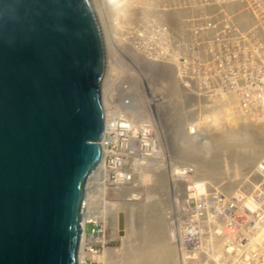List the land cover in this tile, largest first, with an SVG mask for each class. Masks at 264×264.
<instances>
[{
	"label": "water",
	"instance_id": "1",
	"mask_svg": "<svg viewBox=\"0 0 264 264\" xmlns=\"http://www.w3.org/2000/svg\"><path fill=\"white\" fill-rule=\"evenodd\" d=\"M104 66L91 0H0V264H79Z\"/></svg>",
	"mask_w": 264,
	"mask_h": 264
},
{
	"label": "built area",
	"instance_id": "2",
	"mask_svg": "<svg viewBox=\"0 0 264 264\" xmlns=\"http://www.w3.org/2000/svg\"><path fill=\"white\" fill-rule=\"evenodd\" d=\"M219 1L221 2H214L211 5L213 8H217V11L214 13L210 11L214 14L212 19H209L210 24H212L211 32H215L212 33L210 39L213 40L214 38V41H217L218 38L223 39L230 34L239 35L247 42V55L252 56L258 53L257 49L254 50L257 47V42L259 48L262 46L260 54L264 59V0ZM200 7L203 6H198L196 19L203 16ZM222 8L226 10V13L222 11ZM238 8L242 9L240 13L236 10ZM241 19H249L254 23L252 25L246 21L242 22ZM190 21L192 19L188 18L183 23L180 36L177 35L178 32L169 29L171 23L168 21L165 23L170 32V37H163L158 32L152 34L155 42L160 43L164 39V43L168 46L167 54L171 53L174 48L172 38H188L187 41L186 39L183 41L182 46L185 51L180 56L174 55L173 58L163 59L155 67L161 65L168 73H174L175 82L186 95L184 105L188 106V109L182 117L185 123L182 122L180 138L188 136L190 142V139H196L200 142H196V144H202V147L208 150L211 138L202 139L205 138L207 132L202 130V134L199 130L196 132L195 127L192 130L187 127L188 123L196 116L200 118L202 124L204 97L199 95L197 90L202 92L205 83H189L190 78L185 73L201 67L209 47L208 43L203 41L204 39H199L198 34L194 36L188 33L187 28ZM239 23H246L245 26L243 24L246 39L235 28ZM224 26L228 31H219V28ZM208 37L209 34L205 39ZM147 42L149 43V41ZM219 45L222 46L221 41L220 43L215 42V48ZM151 46V48L156 47L153 44ZM218 54L220 58L223 56L220 50H218ZM145 60L151 64L150 58ZM224 67L222 65L220 68ZM145 86V83H122L120 95L112 96L111 105L107 109L104 146L110 149L107 156L110 183L117 186L127 185L128 182L135 183L149 169L168 174V166L170 169L174 166L167 154L170 151L169 147L156 138L159 137V133L157 134L154 110L165 105V97H160L158 91L147 92ZM260 96L264 95H254L252 98L240 97L246 102L238 110L244 115L251 116L260 112L259 114L264 118V103L258 101ZM187 120L190 121L187 122ZM160 148L164 150L162 158L160 157L162 154ZM206 150L203 151L207 152ZM180 161V159L176 161L178 174L175 175L176 171L175 174L171 173L170 177V182L174 181L173 188H171L172 186L170 188L172 192L175 191L179 201L177 208L168 210L169 216L177 219L178 222L177 225L170 226L173 233L170 235L175 236L177 245L176 258L178 264H256L258 261L264 262V155L256 161L251 173L248 171L242 179H239V183L236 184L237 187L235 186L226 192L213 188L211 197L206 195L203 197L192 196L194 194L191 192L196 190L197 186L202 184L203 187L204 184H208V181L201 179L200 171L197 170L194 162L188 166L187 163H183L186 164L183 166ZM197 182L201 184H197ZM192 183L195 185L192 186ZM173 196L175 197L174 193ZM184 197H188L189 202H186ZM203 200L213 203L205 208ZM193 203H195L194 207L192 206ZM216 203H220V207ZM249 204L253 207H250ZM213 205L216 207L213 209L214 212L210 213L209 207ZM200 219L209 223L211 220L215 221L217 227H214L212 234L197 232L194 223ZM225 220H227L226 224L221 223ZM208 222L206 226H208ZM225 233L227 239L224 237ZM88 239L89 241L85 246L88 254L94 257L104 250L106 241L103 227H98L95 224ZM216 241L220 243L218 247ZM94 262L95 260L90 259L86 264H94Z\"/></svg>",
	"mask_w": 264,
	"mask_h": 264
},
{
	"label": "rangeland",
	"instance_id": "3",
	"mask_svg": "<svg viewBox=\"0 0 264 264\" xmlns=\"http://www.w3.org/2000/svg\"><path fill=\"white\" fill-rule=\"evenodd\" d=\"M91 2L93 4V7H94L96 15H97V12H98V9H96L97 6H94L95 5L94 1L91 0ZM95 2H96V0H95ZM139 2H143V0H139ZM214 2L220 3L221 1H219V0H148L146 4L148 5V9L150 11V16H151V18L154 17V19H156V21L150 20L151 22L149 21L148 22L149 24L147 23V26H148L147 28H145L144 25H146V24L142 22L143 19L139 16V15L142 16L141 13L137 16L136 15L132 16V20L127 27L125 24H124L125 25V27H124L121 24V18L117 17V16H120V14H117L119 11H116L111 16H108V17L105 16V18H104L105 21L103 20L104 22H101V24L99 22L101 33L103 36L104 46H105V56H107L106 57V67H105V71H104V75H103V79H102L103 87H105V90H106L108 86H109V88H113V86H114L113 84H115V83H127V82L133 83L132 82L133 80L135 83H151V82L160 83V81L163 80L164 83H170L169 85L174 84L175 86H178V84L173 83L174 80L171 79V77L174 79V73L173 74L169 73V75H168L167 74L168 71L166 69H162L161 71L159 69V71H158V68H161V65H158V67H156V68H155V65L158 62H162L163 59L173 58L174 55L176 57L180 56V54L185 51V49L182 46L183 41H185V39L187 41L188 38H172V43H174V48H173V51L171 53L167 54L168 53V51H167L168 46L164 43V41H162L164 44L162 43L161 45H158V41L156 42V44H154V41L151 43H148L147 42L148 40L146 41V40L141 38L142 40H140L141 41L140 45L139 46L137 45L139 49L136 48L135 47L136 45L134 43V41L136 39L133 41V38H135L134 33L137 32V35H140L143 32H147L148 34L151 35V38L154 40V37L152 34L157 33V32L160 34V31H161L160 28H161V26L163 24V20H164V22H166V23H167V21H168V23L169 22L171 23L169 26V29L171 31H179L180 30V33L178 32V34H177L180 36L181 35V29L180 28L182 27L183 23H185V21L188 18L193 19V21L194 20L195 21L194 22L190 21V23L188 24L190 26L192 24L191 27L190 26L188 27V31H189L188 33H191L194 36H195V34H198L199 39L200 40L204 39L203 41L207 42L208 46H209L206 50L207 51V54L205 55L206 58L202 62L201 67L198 68L197 70L196 69L189 70L185 73V75L188 78H190L189 83H205V85H204L205 87H202L203 89H202L201 93L199 92V90H197L198 91L197 93L204 97V101L202 104V114H204L202 124L200 122V118L198 117V119H197L199 131L204 130L207 132L205 138H203V139L206 140L207 138H211L213 140L216 137L217 138L220 137L222 134L225 135L230 130H232V131L234 130L235 132H237L242 125L241 123H243V124L245 123L244 124L245 126L242 125V128L240 130L243 131L247 128L246 129L247 133H245V134L239 133V135H246L247 134L248 136H251L252 140L254 139L256 142V140H258L260 138L264 139V118L262 117V115L259 114L260 112H256V115L251 116V115L242 114L238 109L240 108V106H242L245 103L244 102L245 100L243 98H240V97L250 96V98H252V96H254V95H256V96L264 95V59L260 54L262 46H261V48H259V44L256 42L257 47H255L254 50L257 49L258 53L250 56V55H247L248 47H247L246 40H244L239 35L235 36L233 34H230L229 36H226L223 39L218 38L219 40H217V41H214V38H213V40L210 39V37H212V35H213L212 33H215V32L214 31L211 32L212 31L211 30L212 24L208 25V24H210V22H209V20L207 21V18L210 19V17H213L214 16L213 13L217 11V8H213L211 6ZM133 5L134 4H130L128 6L130 9L133 10L135 8V6H133ZM199 5L203 6V7H200L202 9V12H203L202 13L203 17L200 18V19H202L201 23H199V21H200L199 19H196V17H197L196 13H197V9H198ZM257 7H259V5H257ZM99 8H101V5L99 6ZM148 9H147V11H148ZM222 9L226 13V10L224 8H222ZM187 10H189V11H187ZM236 10L239 11V13L242 11L241 8H239V10L238 9H236ZM210 11H213V13H211ZM100 12L102 14V10ZM220 12H222V11H220ZM180 13H182L184 15V19H183L182 23H176L175 19L180 17ZM129 14H131V15L134 14V10L132 12H130ZM204 15H205V17H204ZM229 17H230V15H229ZM97 18H98V15H97ZM224 19H226V18H224ZM203 20L206 21V24ZM242 22H245V19L244 20L242 19ZM247 22L251 23L252 25L254 23L252 20H249V19H247L246 23ZM102 23H104V24H102ZM193 23H194V25H193ZM241 24H242L241 26H239L237 24L235 28L238 29L242 33V36L245 37V39H246L247 38L246 32L244 31L245 23H241ZM243 24H244V26H243ZM118 26H120L121 28ZM122 26H123V28H122ZM227 26H228V24H227ZM166 27H167V25H166ZM205 27H206V29H205ZM207 27H209L208 28L209 31L207 30ZM214 27H215V24H214ZM102 28H103V30H102ZM118 28H119V31H118ZM167 29H168V27H167ZM109 30L110 31L112 30L111 31L112 33ZM116 30H117V32H116ZM204 30H206V31H204ZM213 30H216V29H213ZM219 31H228V29L225 28V26H224L222 28H219ZM208 34H209V37L205 39V37H207ZM220 41L222 42V46L219 45L218 47L215 48V42L220 43ZM111 42H113V43H111ZM129 42H130V44H129ZM151 44L156 45V47L151 48L152 47ZM134 47H135V50H134ZM106 48L107 49L109 48V49L107 50ZM115 48H117V49H115ZM136 49H138V50H136ZM218 50H220L221 55H223V56H221V58H220V55L218 54ZM146 58H151V59L156 58L157 61L151 62L153 65L151 64L149 67L147 65V63L145 62ZM136 61L138 62L139 66H140L139 69H137V67H138L137 65H136V67H134L132 64ZM221 61H224L225 64H224V62H221ZM222 65H224L225 67L220 68V67H222ZM132 66H133V68H132ZM153 68H155L154 71H153ZM162 71H164V74L162 73ZM137 72L139 73V78L137 77V75H135ZM154 73H156V74H154ZM162 74H163V78H161V80H159V75L161 77ZM131 75L134 76V79ZM128 77H129V79H128ZM136 77H137V79H136ZM131 78H132V80H130ZM139 79H140V81H139ZM141 79H143V81H145V82H142ZM154 86L158 87L156 90L159 92L160 97H162L163 96L162 93L164 91L163 90L164 86H161L158 84L154 85ZM179 89H180V87H179ZM181 90L182 89H180V91ZM181 93H183V91ZM186 94L188 95L187 92H186ZM184 95H185V93H183V96ZM234 95H235V97H234ZM185 96L183 97L182 103H181V105H183V107H182L183 114L184 113L186 114V111L188 109V106L184 105L185 100H186ZM223 97H226L227 99L223 98ZM165 98H166L165 100L168 101V98L167 97H165ZM259 98L260 99H258V101H260V102L262 101V103H264V96H263V98H262V96H260ZM225 99H226V101H225ZM236 101H240V102L236 103ZM219 104L221 105V107L220 106L218 107ZM236 105H238V106H236ZM232 109H234V110H232ZM183 116H181V117H183ZM156 122L158 123V128H157L158 129L157 134H158L159 129L164 128V125H161L162 126V128H161V126H160V124H162L161 120H156ZM182 122L184 123L185 120L183 118L182 119L179 118V123H182ZM193 124H194V122H193ZM196 129H197V127H196ZM162 130H160L161 136L164 135ZM156 138H158L159 142H164V140H165L164 136H163V138L162 137L160 138L163 141H160L158 136ZM211 139H210V144L212 143ZM262 141H264V140H262ZM181 143L184 144L183 145L184 147L190 148V142L185 137L184 138L181 137ZM191 144H194V143L191 142ZM198 148H200V150L196 149L195 151H193L197 155L207 154L208 150L210 149L209 148L208 150H206V148L202 147V145H200V146L198 145ZM203 150H206L207 152H205ZM163 153L160 154L161 158L164 155ZM171 153L173 154L174 158L180 159L181 156L179 153L174 152V151ZM256 153L257 152H254L253 154L255 155ZM176 154H178V155H176ZM175 155L180 156V157H176ZM260 156H258L253 161H257L260 158ZM181 161L186 162L187 160L186 161L181 160ZM253 161H251L249 163H252ZM249 163L247 165H244V163H243V165H242L240 162H235V164L233 166L235 168L231 167L230 169L221 173L219 176L215 175V178L211 179V180L205 179L204 178L205 176L201 177V179L209 181V182H207L208 184H204V187L206 186V188L204 189V194L206 196L211 197L212 192L210 191V189H212V188H217L220 191L223 190L224 192H226L222 187V186H224L223 183L231 182L233 180H235V181H237V183H239V179H242L248 173L249 169L252 167V165L250 166ZM158 171H153L152 169L146 170V173L141 176V178H142V179L140 178L141 180L139 179V181L135 182V184L133 183V185H132V182H130L129 186L132 187V189L129 188V189H125V191L123 190V192L125 194H122L120 191H116V190H113L111 188H108L106 190L104 199H105V201H107L109 203H123V202L125 203L126 201H129V202L137 201V202L142 203V205H138V206H141V207L144 206L143 208L146 209L148 204H149L147 202V198L149 197V198L153 199V201H154V208L151 209L152 214L150 212V215H148V217H146L147 220L143 217L142 214L140 215L137 211H134V213L128 214V218H129V223H128V222H126V220L128 219L127 214L124 213L125 214V226L127 225L126 226L127 228L125 227L126 230L123 229L122 232H120L119 227L117 228L115 225V221H114L115 215H114V213H112V209L111 208H110L111 210L106 209L108 211L106 213L107 220H108V224H107L108 228H107V232H106V237L109 240L110 249L111 248L115 249V250L117 249V252H119V253L124 252L125 253V252H127V250H131V249L135 248L136 246L138 247V245L140 244V242L143 239H148V240L150 239L151 240L150 236L151 237L155 236L158 242H162L164 240V237H163L164 236V226H166L165 214H166V209H167V206H168V203L170 200L168 179L170 181L169 175L171 173L175 174V172L177 171L175 174V175H177L178 170H176V168H173L172 170L168 169V174L170 173L168 175V177H167V175H165L163 173H161L159 175ZM244 172H245V174H243ZM240 173L242 174L241 177H240V175H241ZM159 176L163 179L164 185L159 183L161 185V189L156 187L157 192H155V194H148L149 189H151V187L154 186L153 184L157 183V178H159ZM235 184L232 183L230 185L235 186ZM97 188L92 189V194H93L92 200L93 201H92V207L91 208L94 211H99L103 208V205L101 203L102 197L100 196V193L98 191L99 188L98 189ZM232 188H233V186H232ZM87 192H88V196H89L91 193V190H89ZM114 193H116V194H114ZM131 194H137L136 198L134 199L135 201H131ZM162 199L165 201L166 204L164 203V201L162 203ZM203 203H204V207L206 208V207L210 206L211 203H213V202L211 201V203H209L208 200H203ZM161 204H163L164 206H161ZM124 206H125L126 212H127V210H131V208L132 209L135 208L134 206H130L128 204H126ZM192 206L194 207L195 203H193ZM136 209H138V208L136 207ZM156 211H158V215H159L158 221L160 223L161 228L163 227V229H162L163 233H161L160 228L157 230L158 225L154 224V221L152 223V220L154 217L150 218L151 215L156 216ZM154 213H155V215H154ZM95 216L97 218L101 217L100 219L105 220L104 216H99V214H96ZM226 221L227 220L221 221V223L226 224ZM148 223L151 226H149ZM89 229H90V226L88 225L87 231ZM127 230H130V232L132 233L130 241L127 240V235H125L127 233L126 232ZM124 232H126V233H124ZM171 251H174V252H171V256H172L171 259L175 260L174 258H176V257H174V256L177 255L176 251L174 250V248ZM108 261L110 264H117L116 262H110L111 260L109 258H108Z\"/></svg>",
	"mask_w": 264,
	"mask_h": 264
},
{
	"label": "bare ground",
	"instance_id": "4",
	"mask_svg": "<svg viewBox=\"0 0 264 264\" xmlns=\"http://www.w3.org/2000/svg\"><path fill=\"white\" fill-rule=\"evenodd\" d=\"M92 1H94V4H95L94 6H97L96 9H98V12H97L98 22H100V24H101V22H104L105 21L104 20L105 16H107V17L108 16H111L116 11H119L117 14H120V16H117V17H120L121 18V24L124 27H125V25H126V27L129 25V23L132 20V16H134V15L137 16L140 13L142 14V16L139 15L143 19L142 22L146 24V25H144L145 28L148 27L147 26V23L150 20L151 21H156V19H154V17L151 18V16H150V11L148 9V5L146 4L148 0H143V2H139V0H96V2H95V0H92ZM130 4H134L133 6H135V8L133 9L134 10V14H132V15L129 14L130 12L133 11L128 6ZM100 5H101V8H99ZM147 9H148V11H147ZM101 10H102V14L100 12ZM238 10H239V8H238ZM222 11H224V10H222ZM204 17H205V15H204ZM211 18L212 17H210V19ZM183 19H184V15L182 13H180V17L176 18L175 21H176V23H182ZM199 20H200L199 23H201L202 19H199ZM208 20L209 19L207 18V21ZM192 21H193V19H192ZM241 21H242V19H241ZM245 21H247V19ZM204 22L206 24V21H204ZM102 24H104V23H102ZM193 25H194V23H193ZM208 25H211V24H208ZM238 25L241 26L242 24L239 23ZM123 26H122V28H123ZM191 26H192V24H191ZM118 27H120V26H118ZM209 27H207V30H208ZM205 29H206V27H205ZM102 30H103V28H102ZM160 30L162 31V32L160 31V35L161 36H163V37H165V36L168 37L169 36L170 37V32L167 29L164 20H163V24H162ZM118 31H119V28H118ZM187 31H188V28H187ZM116 32H117V30H116ZM173 32H179L180 33V30L179 31H173ZM134 34H135L134 35L135 38H133V41L136 39L134 41V43L136 45L135 46L136 48H138V46L140 45V42H141L140 40H142V39H144L146 41L148 40L149 43H151V42L154 41V44H156L155 40H153L151 38V35L148 34L147 32H143L140 35H137V32L134 33ZM163 41H164V39H163ZM111 43H113V42H111ZM162 43L163 42H160V43L158 42V45H161ZM129 44H130V42H129ZM135 47H134V50H135ZM115 49H117V48H115ZM138 49H136V50H138ZM150 60H151L150 62H156L157 61L156 58H152V59L150 58ZM136 62H134L132 64H133L134 67H136V65H137L138 66L137 69H139L140 66H139L138 62L137 63ZM133 66H132V68H133ZM153 71H154V68H153ZM137 73L135 75H137V77L139 78V73L138 74ZM162 73L164 74V71H162ZM154 74H156V73H154ZM163 74H162V78H163ZM132 77L134 79V76H132ZM137 77H136V79H137ZM128 79H129V77H128ZM130 80H132V78ZM141 80H142V82H145V81H143V79H141ZM139 81H140V79H139ZM162 81H160V83H158V85L164 86V89H163L164 91H163L162 94H163V97H167L168 98V101H167L168 103L166 104V107H165L164 111L160 115V118L159 119H156V120H161L162 124H160V126L161 125H164V128H162V126H161V128L163 130L162 129H160V130L163 131V133H164L163 136L165 137L166 144L170 147L171 152L174 151V152L179 153L181 157L180 156H176L178 154H176L175 156L176 157H180V160H184V161L187 160L186 162L181 161L182 164L183 163H187V166H188L189 164L191 165L194 162L195 165H196V167H197V170L200 171V176L201 177H204L205 176L204 177L205 179L211 180V179H214L215 178V175L216 176H219L224 171H226V170L230 169L231 167H233L234 164H235V162H240L242 165H243V163H244V165H247L249 162L255 160L262 153H263L262 155H264V141H262V140H264L263 138H260V139L256 140V142H255V140L254 139L252 140L251 136H248L247 134L246 135H239V133H244V134L247 133L246 132L247 131L246 130L247 128L245 130H243V131L240 130L242 128V125L245 126L244 125L245 123L244 124L241 123L242 125H241L240 129L237 132H235L234 130L233 131L230 130L225 135L222 134L220 137H218V138L216 137L215 139H213L212 140V143L209 146L210 149L208 150L207 154H204V155H197V154H195L193 151H195L196 149H199L200 150V148H198V145L200 146L202 144H198L200 142L199 141H196V139H190L191 142L194 143V144H191V142L189 141L188 136H186L187 138L186 137L185 138L190 142V148L189 147H184L183 146L184 144L181 143V138H180V132H182V123H179V118L182 119L181 116L185 115V113L183 114V111H182L183 105H181L182 99H183V97L185 95L183 96V93H181L182 90L180 91V89H179L178 86H175L174 84L173 85H169L170 83H164V81L163 82ZM132 82L135 83L134 80ZM151 83H153V82H151ZM152 89L154 90L153 87H152ZM154 96L155 95L153 94V97ZM234 97H235V95H234ZM248 97L250 98V96H248ZM104 98H105V95H104ZM223 98H226V97H223ZM262 98H263V96H262ZM226 99H225V101H226ZM237 102H240V101H236V103ZM244 102H246V101H244ZM261 103H262V101H261ZM104 104L105 105L107 104V101L106 100H104ZM219 106L221 107L220 104L218 105V107ZM236 106H238V105H236ZM232 110H234V109H232ZM195 119H193L191 121L190 120H187V122L190 121L188 123V126L187 127L190 128L191 130L194 129V127H195V130L197 132L199 130L198 129V122H197L198 116H196ZM193 122H194V126H192L193 125ZM195 123H196V126H195ZM196 127H197V129H196ZM200 132L202 133V131H200ZM163 136H161V137L163 138ZM196 142H198V143L196 144ZM162 146H163V144H162ZM109 151H110L109 148H106L105 149V153L103 154V159H102L101 165L98 167V169L92 175L93 176L92 179L93 178H96V180L98 182H103L104 181V178H105V175L104 174L105 173L108 174V172L106 170L105 156L109 153ZM163 151L164 150L161 149V152L162 153H163ZM254 152H257V153L254 155L253 154ZM255 163H256V161H253L252 163H249L250 166L252 165V167L249 169V173H251L253 171L252 169H253ZM183 166H186V164L185 165L183 164ZM233 168H235V167H233ZM243 174H245V172ZM241 176H242V174L240 175V177ZM172 181H173V179H172ZM159 183L163 184V179L160 176H159V178H157V183L156 184H153L154 186H152L151 189H149L148 194H155V192H157L156 187L159 188V189H161V185ZM173 183H174V181L169 185V196H170V200H169V203H168V206H167V209H166V214H165V223H166V226H164V236H163L164 237V240L162 239L163 240L162 242H158L155 236H153V237L150 236L151 240L150 239L149 240L148 239H143L140 242V244L138 245V247L136 246L135 248H133L131 250H127V252H125V253L124 252L123 253H119V252H117V249L116 250L115 249H107L106 250V252L108 251V253H107V259L109 258L111 260L110 262H116L117 264H178L177 258H174L175 260H172L171 259V257H172L171 256V252H174V251H171V250H173V248H174V250L176 251L177 250V245L175 243V236L174 235L173 236L170 235V234H173L171 232V230H170V226L177 225L178 222H177V219H174L172 216L170 217L169 214H168V210H171L174 207H176L177 206V202L179 201L178 198H177V195L175 194V191L172 192V190H171V188H173V186H172ZM202 183H203V180H202ZM229 183L230 184H232V183L233 184H235V183L237 184V181L233 180L231 182H225V183H223L224 186H222V187H223V189L225 191H229V190L233 189L232 186L233 187L236 186V184H235V186L234 185L231 186ZM129 184H130V182L127 183V186L130 189H132V187H130ZM197 184H201V183L197 182ZM191 185L194 186L195 183H192ZM128 187L126 189H129ZM123 188H125V187H120L119 190H121ZM196 188H197L196 190H194L193 192H191L192 194H194L192 196L203 197L205 195L204 194V189L206 188V186L205 187L204 186L202 187V184H201L200 186H197ZM212 189H210L211 192H213ZM123 190H125V189H123ZM199 192H200V194H198ZM173 193H174L175 197L173 196ZM136 196H137V194H131V201H135L134 199L136 198ZM88 199H89V196L87 195V199H86L87 202H88ZM86 201H85V204L87 205V202ZM163 201L164 200L162 199V203H163ZM185 201L186 202H189L188 201V197L185 198ZM147 202L149 204H148V206H147L146 209L143 208L144 206H142V207L141 206H138V205H142V203L141 202H137V201H135V202L126 201L125 203L124 202L123 203H109L110 206H111V209H112V213H114V215H115L114 216V219H115L114 221H115L116 227L118 228V224H119L118 223V216H119L120 213L127 214V218H128V214H132V213H134V211H137L140 215L142 214L143 217L147 220L146 217H148V215H150V212L152 214V210L151 209L154 208V201H153V199H151V198L148 197L147 198ZM101 203H102V201H101ZM164 203H165V201H164ZM126 204H128L130 206H134L135 208L134 209L131 208V210H127V212H126L125 206H124ZM216 204L220 207V203H216ZM102 205H103V203H102ZM249 205H250V207H253V205H251V204H249ZM161 206H164V205L161 204ZM136 207L138 209H136ZM215 207H216L215 205L209 207L210 208L209 209L210 213H213L214 212L213 209ZM176 208H175V210H176ZM86 209L87 208H85V217H84V219H83V221L81 223L82 224V239H81V241L84 240V225L87 222H89V221L91 222V221H95V220H98L99 219V218H97L95 216L96 214H94V213H90L89 214L88 210H86ZM111 209H107V210H111ZM154 215H155V213H154ZM158 216H159L158 215V211H156V216H152L151 215L150 218L154 217L153 220H152V223L154 221V224L158 225V227L156 226L157 227V230L160 228L161 233H163V231H162L163 227L161 228V226H160V223L158 221ZM104 219L106 220V217L105 216H104ZM210 219H212V218H210ZM126 222L129 223V218L126 220ZM207 222L208 221H205V220H202V219L196 221L194 224H195V229L197 230V232H203V233L212 234V230L215 229L214 227H217L216 226V223H215L214 220H211L210 223L208 222V226H206V223ZM148 225H149V223H148ZM149 226H151V225H149ZM126 228H124V229L126 230ZM198 229H200V230H198ZM126 232H124V233H126L125 235H127V240L130 241L132 233L130 232V230H127ZM224 237H225V239L228 238L227 235H226V233L224 234ZM256 238H258V237H256ZM211 239L213 240V238H211ZM83 243H84V241H83ZM216 243H217V247H218L220 245V243L218 241H216ZM82 249H83V245H82L81 250ZM229 251H231V250H229ZM80 256H82V251H81ZM174 257H176V255ZM248 264H250V263H248ZM256 264H264V262L258 261V262H256Z\"/></svg>",
	"mask_w": 264,
	"mask_h": 264
},
{
	"label": "clouds",
	"instance_id": "5",
	"mask_svg": "<svg viewBox=\"0 0 264 264\" xmlns=\"http://www.w3.org/2000/svg\"><path fill=\"white\" fill-rule=\"evenodd\" d=\"M92 3V2H91ZM93 5V4H92ZM94 8V7H93ZM94 11H95V9H94ZM95 14H96V12H95ZM97 16V15H96ZM98 19V18H97ZM100 26V25H99ZM101 30V29H100ZM102 34V33H101ZM102 38H103V36H102ZM103 45H104V41H103ZM104 50H105V46H104ZM145 62H146V60H145ZM147 63V65L150 67V65L151 64H149L148 62H146ZM104 67H106V56H105V66ZM156 68V67H155ZM155 68H154V70H155ZM159 69H160V71L162 70V69H164V68H158V71H159ZM104 71H105V69H104ZM167 74L169 75V73L167 72ZM161 78H162V76L160 77V75H159V80H161ZM171 79L172 80H174L172 77H171ZM173 83H176L175 82V80H174V82ZM121 84L122 83H115L114 84V86H113V88H109V87H107V90L105 91V88L103 87V82H102V86H101V94H102V103H103V108H104V115H105V121H104V131H103V136H102V139H101V141H100V144H101V147H102V159H103V154L105 153V146H104V140H105V129H106V121H107V109H108V107H109V105H111V102H110V100H111V98H112V96H119L120 95V90H121ZM146 84V86H145V89H146V91L148 92L149 91V93H153V92H156L157 90V88L158 87H154V85H157L158 83H145ZM152 86H153V88H154V90L152 89ZM104 95H105V98H104ZM104 100H106L107 101V104L105 105L104 104ZM166 104H167V101H166V103H165V105H162L160 108H158L157 110H154L155 111V113H156V119H158V118H160V115L162 114V112L164 111V109H165V107H166ZM155 122H156V120H155ZM156 124H157V128H158V123L156 122ZM159 135H160V129H159ZM159 138H161V135L159 136ZM161 140V139H160ZM163 141V140H162ZM163 143V142H162ZM163 144H165V145H167L166 144V141L164 140V143ZM168 146V145H167ZM169 147V146H168ZM169 149H170V147H169ZM167 154L170 156V158H171V161H172V163H173V167H172V169L173 168H176L177 166V164H176V161H179V159L178 158H174L173 157V154L171 153V151H168L167 152ZM107 156H108V154L105 156V164H106V170L109 172L108 174H104L105 175V178H104V181L103 182H98L97 180H96V178H93L92 179V177H91V179L92 180H90L89 181V183H88V185H87V188H86V196H85V199H84V204H83V219H84V217H85V208H87L86 210H88V212H89V214L90 213H94V214H99V216H105L106 217V220H103V219H98V220H95V221H89V222H87L85 225H84V243H83V241H80V246H79V255H78V262H79V264H86V263H88V261L91 259V260H95V262H94V264H96L97 262L99 263V264H101V263H103V264H110L109 263V261H108V259H107V253H108V251L106 252V250L107 249H110V247H109V240L107 239V237H106V232H107V224H108V220H107V216H106V213H107V210L106 209H110L111 208V206H110V204H109V202H107V201H105V192H106V190L108 189V188H111V189H113V190H116V191H120L122 194H125L124 192H123V189H126L128 186L127 185H122V186H117V185H114V184H111L110 183V170H109V167H108V165H107ZM102 159H101V162H102ZM101 162H100V165H101ZM99 165V166H100ZM169 168V170H172V169H170V166H168ZM98 169V168H97ZM96 169V170H97ZM167 169V170H168ZM177 169V168H176ZM95 170V171H96ZM94 171V172H95ZM154 171V170H153ZM146 172H144V174H145ZM143 174V175H144ZM161 173H159V175H160ZM165 175H167V177H168V175L170 174H166V173H164ZM107 175V176H106ZM170 177H171V174L169 175ZM140 179V178H139ZM139 179L137 180V181H139ZM168 179V178H167ZM136 181V182H137ZM91 182V183H90ZM135 184V183H134ZM171 184V182L169 181V179H168V185H170ZM133 185V184H132ZM99 188V190L98 191H100L99 193H100V196L102 197V203H103V208L101 209V210H99V211H94L91 207H92V189L94 188V189H96V188ZM120 187H125V188H123V189H121V190H119V188ZM129 188V187H128ZM89 190H91V193H90V195H89V199H88V202L86 201V199H87V195H88V192L87 191H89ZM125 191V190H124ZM114 194H116V193H114ZM85 201L87 202V205L85 204ZM121 214V213H120ZM119 214V215H120ZM123 214V213H122ZM124 215V214H123ZM124 217H125V215H124ZM118 220H119V217H118ZM119 222V221H118ZM97 225L98 227H103L104 228V232H105V241H106V243H105V247H104V250L102 251V252H100L99 254H97L96 256H92L91 254H88L87 253V251L85 250V246H86V244H87V242L89 241V236H90V233H91V229L92 228H94V225ZM90 226V229L87 231V226ZM118 227H119V224H118ZM125 228V227H124ZM119 230H120V228H119ZM120 232H121V230H120ZM81 239H82V236H81ZM82 245H83V249L81 250V248H82ZM112 249V248H111ZM81 251H82V256H80V254H81Z\"/></svg>",
	"mask_w": 264,
	"mask_h": 264
}]
</instances>
